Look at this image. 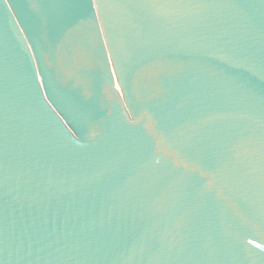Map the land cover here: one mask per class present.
I'll return each instance as SVG.
<instances>
[{
    "label": "water",
    "instance_id": "95a60500",
    "mask_svg": "<svg viewBox=\"0 0 264 264\" xmlns=\"http://www.w3.org/2000/svg\"><path fill=\"white\" fill-rule=\"evenodd\" d=\"M0 264H264V0H0Z\"/></svg>",
    "mask_w": 264,
    "mask_h": 264
}]
</instances>
